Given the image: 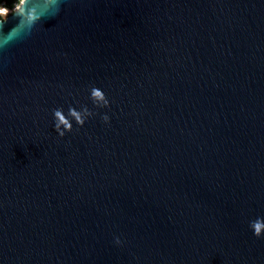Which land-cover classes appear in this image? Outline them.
<instances>
[{
    "label": "water",
    "instance_id": "obj_1",
    "mask_svg": "<svg viewBox=\"0 0 264 264\" xmlns=\"http://www.w3.org/2000/svg\"><path fill=\"white\" fill-rule=\"evenodd\" d=\"M0 264H264V0L0 18Z\"/></svg>",
    "mask_w": 264,
    "mask_h": 264
},
{
    "label": "trees",
    "instance_id": "obj_2",
    "mask_svg": "<svg viewBox=\"0 0 264 264\" xmlns=\"http://www.w3.org/2000/svg\"><path fill=\"white\" fill-rule=\"evenodd\" d=\"M20 0H0V18H4L13 11V7Z\"/></svg>",
    "mask_w": 264,
    "mask_h": 264
},
{
    "label": "clouds",
    "instance_id": "obj_3",
    "mask_svg": "<svg viewBox=\"0 0 264 264\" xmlns=\"http://www.w3.org/2000/svg\"><path fill=\"white\" fill-rule=\"evenodd\" d=\"M94 95L99 96V95H101V94H100L98 91H95V90H94ZM56 115H57L58 117H60V119H61L62 122L64 121V118L61 116V114H60L59 112H57ZM67 126L70 127V125H67ZM254 226H255V234H256V235H259V234H260V230H261V225H260L259 223H255Z\"/></svg>",
    "mask_w": 264,
    "mask_h": 264
}]
</instances>
